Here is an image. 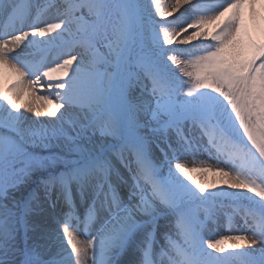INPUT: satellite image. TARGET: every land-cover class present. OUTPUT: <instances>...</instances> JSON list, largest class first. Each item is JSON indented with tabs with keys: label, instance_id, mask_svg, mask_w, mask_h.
<instances>
[{
	"label": "snow or ice",
	"instance_id": "obj_1",
	"mask_svg": "<svg viewBox=\"0 0 264 264\" xmlns=\"http://www.w3.org/2000/svg\"><path fill=\"white\" fill-rule=\"evenodd\" d=\"M5 70L0 264H264V0H0Z\"/></svg>",
	"mask_w": 264,
	"mask_h": 264
},
{
	"label": "bare ground",
	"instance_id": "obj_2",
	"mask_svg": "<svg viewBox=\"0 0 264 264\" xmlns=\"http://www.w3.org/2000/svg\"><path fill=\"white\" fill-rule=\"evenodd\" d=\"M44 0H41V3H43ZM173 3V0H161V5L163 7H167L168 5H171ZM52 55H55V53H53ZM16 80V77L14 76V74L9 71V70H5L4 74L2 77H0V86L7 88L9 87L12 83H14ZM41 92H36L34 95H31L30 100H22V103H34L35 105L39 106L43 104V101L37 99V97L39 95H41ZM22 111H26L24 109H22ZM43 119V117H42ZM186 164L187 167L192 168V167H215V161H209L207 159L206 154L202 157H193L190 161H185L184 162ZM193 176L196 177L197 179H200L202 181L204 180H212L215 179V177H213L210 173L206 174L203 172H197V173H193ZM232 223L234 226H236L237 228L239 226H241L243 224V218L241 216H234L232 217ZM219 232L222 235H235L238 234L236 231L233 230H229L227 228V217H225V226L219 229ZM217 238H220L219 236H217Z\"/></svg>",
	"mask_w": 264,
	"mask_h": 264
},
{
	"label": "rangeland",
	"instance_id": "obj_3",
	"mask_svg": "<svg viewBox=\"0 0 264 264\" xmlns=\"http://www.w3.org/2000/svg\"><path fill=\"white\" fill-rule=\"evenodd\" d=\"M82 238V237H81ZM228 251H231V250H228Z\"/></svg>",
	"mask_w": 264,
	"mask_h": 264
}]
</instances>
